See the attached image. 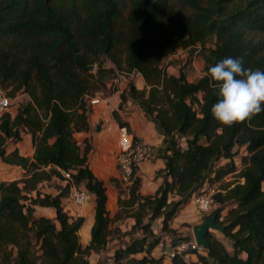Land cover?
Here are the masks:
<instances>
[{
    "label": "trees",
    "instance_id": "obj_1",
    "mask_svg": "<svg viewBox=\"0 0 264 264\" xmlns=\"http://www.w3.org/2000/svg\"><path fill=\"white\" fill-rule=\"evenodd\" d=\"M209 37L214 43L196 81L167 72L168 56ZM226 56L264 70V0H0V88L11 99L29 97L15 116L0 117V159L25 170L20 181H0V264H91L92 252L107 246L113 221L107 188L89 166L87 139L82 150L75 137L90 129L88 97L108 75L102 67L94 75L91 67L103 58L113 71L142 75L146 88L129 83L122 100L132 99L155 124L163 136L156 156L165 163L153 195L140 192L136 176L128 197L119 198L114 219L133 218L131 232L139 235L116 249L112 264H163L152 255L163 233L173 236L172 247L191 241L174 239L170 222L178 211L206 184L230 174L236 181L221 185L213 196L219 207L205 217L216 214L226 243L210 230L209 249H186L171 264H264V108L232 126L214 119L217 87L205 73ZM24 133L32 136V158L7 152V143ZM242 149L238 171L234 158ZM60 170L72 177L61 193L32 196L39 183L64 180ZM71 183L95 198L86 246L79 236L84 219L70 217L61 201ZM37 206L54 209L55 217L36 215ZM157 219L160 235L152 229ZM189 253L198 260H187Z\"/></svg>",
    "mask_w": 264,
    "mask_h": 264
},
{
    "label": "crops",
    "instance_id": "obj_2",
    "mask_svg": "<svg viewBox=\"0 0 264 264\" xmlns=\"http://www.w3.org/2000/svg\"><path fill=\"white\" fill-rule=\"evenodd\" d=\"M133 75H135L136 77L141 76V79L138 81L139 84L136 85V83L134 82L133 84L138 89L145 88L146 84L142 75H140L139 73H131L127 74V84L123 81L117 84L118 90L116 92L111 94L97 92L95 95H99L101 97V102L98 105L92 106V112L89 115L90 129L87 132H77L75 134L78 145L82 150L85 147L86 139L90 144L91 150L88 155L89 166L95 176L103 181L107 188V209L110 217L113 218V221L110 224L111 233L105 249L100 252H92L90 257H93L95 255L98 256V258H100V256H107V261L109 262V264H112V257L116 249H118L120 246L125 245V243L129 242L132 237L139 235V233L131 232V228L135 223V220L133 218L122 217L119 219H114L115 215L120 210L118 203L119 198L121 197L122 199H125L128 197L129 193L128 186L125 185L123 186V189H121L120 185L122 183L120 181L119 170L116 162V155L118 152V128H120V126H126L134 138L142 140L144 143L153 148L150 158L141 163L140 169L137 174L141 181L140 192L144 195H153L164 181V177L160 174V171L165 167V163L162 158L156 156L157 148L161 145L163 136L156 129L155 124L146 117L145 113L136 102H134L130 98H128L126 101L122 100V94L127 91L128 84L131 82ZM28 100L29 97L27 95L18 94L16 98L12 99V107L7 111L10 112L12 116H15L20 103ZM3 113V111H0V117ZM114 114L117 118L114 116ZM120 123L123 124L120 125ZM15 149H18L19 153L22 156L32 158L35 153L32 136L30 134L24 133L20 142L15 143L10 141L7 143V152H11ZM0 163H2L4 166H8V168L12 172L20 173V176L12 177L10 179H0V181H19L22 175H24L23 178H25V170H23L21 167L5 164L1 159ZM56 179L59 180V178ZM45 182L46 181L38 184L36 191L32 192V196H35L37 192L41 194H51L52 196H56L61 193V191L67 186L65 185L66 182H62V184L60 185L61 187H59L56 192L51 193L50 190L42 187L43 184L45 185ZM81 187L84 186H80V188ZM208 187L209 191H212L214 193V190L210 188L209 184H206L203 190L207 191ZM220 190V188L217 189V191ZM171 199H173V195L171 196ZM61 201L64 210L70 217L74 219H84L83 225L79 231V236L82 245H88L91 240V229L94 224V196L91 194L89 203L85 207L81 208H77V205L75 206V204L73 205V203L71 202L69 203V198L67 195L62 197ZM65 202L69 203L70 205L65 206ZM217 207H219L218 204L214 205V209H216ZM228 209L229 207H226L221 212V218H223L227 214ZM38 211H40L41 213H39ZM36 215L54 218L55 210L48 207L37 206ZM200 215L201 214L195 209L190 200L188 204L183 206L178 211L177 215L170 222V227L175 230L177 234H179L178 236L190 237L191 241H195L193 234L194 226L191 225L194 223L199 224L200 221H202V219L200 220ZM161 222V220L158 221V229H154L156 220L153 222L152 229L154 230V233H158L161 230ZM183 223L187 224L188 226H182ZM162 235V241L164 239L166 240V248L164 250L162 249L161 241L159 246L154 249L152 255L156 258L163 257V264H171V250L176 249L179 245L177 247H172V245L168 242L173 236H171L170 238V236L164 235V233ZM218 238L224 241V237ZM224 242L226 243V241ZM185 258L193 262H196L198 260L197 254L195 253H189L185 256Z\"/></svg>",
    "mask_w": 264,
    "mask_h": 264
},
{
    "label": "rangeland",
    "instance_id": "obj_3",
    "mask_svg": "<svg viewBox=\"0 0 264 264\" xmlns=\"http://www.w3.org/2000/svg\"><path fill=\"white\" fill-rule=\"evenodd\" d=\"M213 43H214V38L209 37L208 40L204 44L199 43L197 46L192 47V48H188V49L179 48L173 54H171L170 56H168L164 60L163 66L166 68L167 72H169L170 74L178 75L181 71H183L187 75L189 81H196L204 72V68L206 66V60L208 58L209 49L213 46ZM99 67H102V69L106 70L108 72V75L104 79V82L97 86L96 92H104V93L111 94V93H114L118 90L117 84H119L121 81H123L124 83L127 84V81H128L127 80V74L123 73L121 70H118V69L114 70V71L111 70L112 66L110 65V61L107 58L101 59V65H100V63H96L95 65H93V68L91 69L92 74L96 75ZM140 79H141V76L136 77L135 75H133L130 83L134 82L137 85V84H139L138 81ZM113 81H115V82H113ZM145 88H146V86H145ZM4 91L6 92V94L8 93L7 90H4ZM125 108H126V106H125ZM119 110H121V109H119ZM3 112H5V111H3ZM114 116L116 117L115 114H114ZM120 125H122V123H120ZM118 132H119V128H118ZM152 151H153V148H152ZM151 154H152V152H151ZM243 155H244V150L242 149L240 151V153L238 155H236L234 158L238 171H240L243 168V163H242V156ZM222 163H224V160L222 161ZM235 175L236 174H230V175L226 176V179L224 178L223 182H220V183H217L214 185H210V188L214 190V194L217 192V189L220 188L221 185H223L224 183H231V182L236 181ZM17 176H20V173H17V172L14 173L8 168V166H4L2 163H0V179H10L12 177H17ZM23 177H24V175H22V177H20L19 181L22 180ZM56 178H58V177H52L51 180L45 182L46 186L43 184L42 187L47 189V190H50L51 193H54L58 190L59 187H61L60 185L62 184V182H66L65 185H68L67 181H65V180L63 181L60 178L58 180ZM120 186H121V189H123V186H125V185L122 183ZM81 188L83 189L84 187H81ZM208 191H209V187L207 189V192ZM67 196L69 198V203L70 202L73 203L72 200L70 199V189L68 190ZM69 203L65 202V206H69L70 205ZM88 203L84 204V206L83 205H77L76 206L75 203H73V205L75 204V206L77 208H81V207H85ZM213 210H214V207H213L212 211ZM38 212L41 213L40 211H38ZM210 213L200 215V220L202 219V221H200L199 224H201L205 220V217H207ZM159 220H161V219L156 220V224L154 226V229H158V227H159L158 221ZM199 224L194 223L191 226L195 227ZM186 225L187 224H184V223L182 224V226H186ZM211 232L215 233V235H217L218 237L223 238L222 232H220L218 230H211ZM155 234L160 235L161 233L159 231L158 233H155ZM164 235H168L171 238L170 233H164ZM178 235L179 234L176 233V235H175L176 237H174V239L181 237ZM224 241H226V240H224ZM165 242H166V240L164 239L162 241V249L163 250L166 248ZM168 243L169 244L172 243V238L169 240ZM107 259H108L107 256H104V257L100 256V258H98V256L95 255L93 257H89V262L91 264H96L98 262H103Z\"/></svg>",
    "mask_w": 264,
    "mask_h": 264
},
{
    "label": "clouds",
    "instance_id": "obj_4",
    "mask_svg": "<svg viewBox=\"0 0 264 264\" xmlns=\"http://www.w3.org/2000/svg\"><path fill=\"white\" fill-rule=\"evenodd\" d=\"M205 74L217 87L211 114L220 124L232 126L264 108V70L245 67L242 57L226 56Z\"/></svg>",
    "mask_w": 264,
    "mask_h": 264
},
{
    "label": "built area",
    "instance_id": "obj_5",
    "mask_svg": "<svg viewBox=\"0 0 264 264\" xmlns=\"http://www.w3.org/2000/svg\"><path fill=\"white\" fill-rule=\"evenodd\" d=\"M88 100L91 106H94L101 102V97L95 95L93 97H88ZM12 104V99L0 88V111L9 110ZM117 147L116 162L120 181L129 187L137 176L141 163L149 159L152 149L142 140L134 138L126 126H121L119 128ZM60 172L69 183L72 179L71 173L67 170H61ZM90 196L91 194L86 189L77 187L72 183L70 184V199L76 205L88 203ZM213 196L214 193L212 191H202L193 195L191 202L201 215L208 214L212 211L215 204ZM186 249L195 250L199 253L206 251L204 247L199 246L195 241H190L183 242L176 249L171 250L170 256L173 257L176 253H181Z\"/></svg>",
    "mask_w": 264,
    "mask_h": 264
},
{
    "label": "water",
    "instance_id": "obj_6",
    "mask_svg": "<svg viewBox=\"0 0 264 264\" xmlns=\"http://www.w3.org/2000/svg\"><path fill=\"white\" fill-rule=\"evenodd\" d=\"M92 68L93 66L91 69ZM69 167H71V165H69ZM210 230H218L220 232L224 231V227L216 220V214H213L210 218L205 219L201 224L193 228L195 242L205 249H209L210 247L207 239V235Z\"/></svg>",
    "mask_w": 264,
    "mask_h": 264
}]
</instances>
